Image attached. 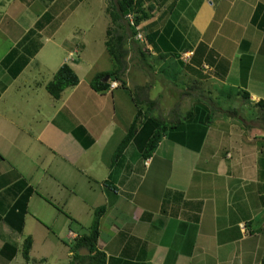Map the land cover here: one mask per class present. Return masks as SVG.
Wrapping results in <instances>:
<instances>
[{
	"label": "crops",
	"instance_id": "obj_1",
	"mask_svg": "<svg viewBox=\"0 0 264 264\" xmlns=\"http://www.w3.org/2000/svg\"><path fill=\"white\" fill-rule=\"evenodd\" d=\"M145 5L151 18L140 25L142 35L156 32L164 36L163 44L167 41L159 50L149 46V55L172 51L184 64L189 56L188 71L199 75L212 71L215 81L211 86L243 90L249 95V104L264 101V0H145ZM192 6L184 29L179 15L184 10L186 15ZM44 30L38 29L34 37ZM25 45L18 52L28 58V66L36 55L25 52ZM167 59L157 60L160 68L171 63ZM21 66L12 77V67L5 62L0 65V151L4 153L0 154V264H29L34 256V264H41L49 256L47 249L55 254V245L44 251L41 248L51 234L48 230L46 235L45 224L52 222L61 227L57 255L65 250L68 264L73 263L72 247L83 233L71 228L76 196L72 190L69 194L63 191L78 173L93 179L98 172L105 175L104 170L108 175L99 179L92 196L105 207L96 248L105 254L106 264H264V123L252 128L248 120L236 122L238 126L232 125L228 133L231 144L219 148L218 157L211 143L213 134L206 131L201 136L192 123L174 132L180 138L164 137L147 160H142L133 138L123 152L128 154L134 146L131 165L123 153L114 159L135 113L125 90L128 83L124 89L104 94L96 93L89 84L84 96L79 81L75 90L63 97L68 88L55 100L60 111L71 103L74 115L66 109L69 113L64 116L69 119L45 134L50 120L36 106L44 100L39 92L46 90L47 83L35 84L36 89L25 87L19 83L25 79L26 66ZM181 70L185 75V68ZM13 86H18L16 92L7 96ZM43 104L45 110V101ZM27 119L36 124L32 130H25ZM79 126L94 141L87 148L75 135ZM207 157L214 167L212 176L218 177L216 185L200 198L195 195L199 191L195 184H199L198 171L205 173L201 166ZM154 158L166 163L169 184L180 179L177 183L189 185L188 189L175 185L170 189L166 183L158 192L148 186L145 177L158 168ZM91 160L96 164L91 165ZM95 206L89 205L87 213L82 208L83 218L78 217L87 226L85 234ZM42 232L45 236L40 239ZM62 238L74 243L65 245ZM26 239L31 241L28 263L22 257Z\"/></svg>",
	"mask_w": 264,
	"mask_h": 264
},
{
	"label": "rangeland",
	"instance_id": "obj_2",
	"mask_svg": "<svg viewBox=\"0 0 264 264\" xmlns=\"http://www.w3.org/2000/svg\"><path fill=\"white\" fill-rule=\"evenodd\" d=\"M108 3L109 0H0V65L3 64V62L7 63L8 66L12 67V77H16L18 74L16 67L17 65H22L17 63V61H22L24 56L18 51L20 47L22 49V46L26 44L24 51L30 52L36 56L34 59H31L28 66H26L28 58H26V61H22L23 65L21 67L24 68L26 66L23 69L24 71L22 70L25 79H22L23 82L20 81L19 83L25 85V87L30 86L32 89H36L37 86L35 84L42 86L44 83H48L63 62H66V64L78 75L81 84L79 92L81 94L84 93L86 89H90L91 87H89V80L92 75L94 76L98 72H105L111 69L112 62L110 61L111 59L104 45L107 38L106 30L113 28L106 12ZM193 6L186 15L185 10L179 15V20L181 18V27H184V29L194 11ZM173 19H175V17H173ZM143 24L144 23H142V25ZM42 27L45 28L44 32H40L39 35L34 37V35L37 34V30ZM54 27L57 28L56 31H54ZM170 27H172V25ZM138 28L143 31L144 27H140L139 25ZM143 35L142 33L139 35L138 46L148 51L145 62L141 61L136 50V44L133 43L130 38L127 39L128 43L125 45V49L128 51V56L125 59V65L128 71L126 76L123 75V80L129 84L127 88L134 92L135 86L144 90L139 91L140 95L137 93L139 96L138 100L142 99L144 104L148 100L156 101V107L154 109L156 116L166 122H172L182 117V115L192 107L195 101L199 100L205 102L210 109L209 115L212 114L213 116L210 119L207 131L213 134L211 143L214 145V148L216 147L214 149L216 157H218L219 148L231 144L230 140L232 139V135L228 133L232 130L230 127L237 124V120H242L244 123L248 120V124L252 128L259 127L261 123H264V110L261 111L255 104L245 103V100L242 99L234 100L233 97L232 100H226L223 104L225 99L221 97L220 92L225 90V88L220 86L217 92L215 87L211 86V82L215 81V79L212 78L214 77L212 71L206 73L200 71L201 74L199 75L196 72L190 73L188 69L185 68L184 75L181 67H179L180 70H178L177 67L173 66V71H180L179 80H175L174 82L171 78H167L166 80L163 79V75H161L159 71V63L157 62L159 56L149 55L150 47L146 42L145 35ZM162 37L164 38V36ZM28 38L29 41L25 42ZM164 44H167V41H164ZM9 56H11L10 61H8ZM188 57L189 56H185V65L187 66L189 65L188 63H190ZM12 62L17 65H13ZM147 65L153 68H148ZM21 84L18 86L20 87ZM18 86H13L7 93V96L10 92L15 93V88ZM72 89L75 90L76 88L68 89V91L63 94V97ZM20 91H22L21 87ZM22 92L26 93L25 90ZM207 92H209L210 95H208ZM30 93L31 91L28 92V94ZM87 93L88 91L84 93V96L87 95ZM212 93L214 94V98L211 97ZM17 94V96H19L20 93ZM39 94L44 96V100H41V106H36V109H40L41 114L43 116L46 115L47 119L50 120L46 126L47 131L45 134L54 131L60 122L64 124L63 120L67 119V117L69 119L70 116H64L69 113H65L66 109L74 115L71 103L60 111L57 110L60 103L53 100L46 90L41 89ZM124 96H127V94ZM208 97L211 98V102L208 101ZM216 97H218V99H216ZM74 98L77 97L74 96ZM44 101L46 104L45 110H43ZM203 107L205 108V106ZM233 109L236 110L235 116L234 113L230 112ZM222 110L225 111L224 116L222 115ZM24 125L27 128H25L26 131L36 127V124L31 119L25 120ZM250 131H252V129H250ZM251 133L252 132L248 131V134L251 135ZM175 138L180 137L176 135ZM20 147L22 148L23 146L20 144ZM20 147L19 150L22 151ZM134 151V146H131L128 154L123 153V156L127 159L126 161L131 165H133L132 159L135 157V155H132ZM22 153L24 155L23 151ZM0 154L4 155L1 151ZM111 157L112 153L110 154V158ZM4 158L10 159L9 155H5ZM208 158L209 157L206 158V164L201 166L205 173L198 171L199 184H195L197 185L196 187H198L196 189L199 190L195 195L200 198H204L206 192H210L212 187L216 185V177H218L217 175L212 176L214 167L209 163L207 160ZM154 161L158 163V168H155L153 173H148L149 176H146V172H143L144 176H146V181L149 182L148 186H151L158 192L161 191L162 186L166 185V183L169 185L170 189H172L171 185L179 186L185 191L188 189L189 185L182 186L177 183L180 179L172 180L169 184L168 179L165 180L166 163L156 158H154ZM228 163L229 160L227 161V164ZM93 164L96 163L91 160V165ZM104 171L105 175L102 172H98L93 176V179H87L83 177V174L78 173L76 180L70 183V188L63 191L64 194H69L72 190L76 196L72 203L76 218L72 217L71 228L73 230L77 228L80 234H85L87 229V226H84L82 222L79 223L81 219L78 221V217L83 218L82 208H84L87 213L88 209H91L89 205H97L93 208L101 206L100 199L92 195L98 188L97 183L101 181L99 179L108 175V172L106 170ZM182 174H185V172ZM181 176L184 177L185 175ZM154 178H158V181ZM190 185L191 188L195 186L194 184ZM166 192L170 193L171 191ZM125 210L130 211V208L126 209L125 207ZM45 227L47 229L46 235L49 234L47 233L48 230L51 234L47 237L45 242L42 243L41 248L44 251L49 246L55 245V254L52 253V248L47 249L49 251V256L41 264H68L66 257L67 252H65V250L57 255L60 249L56 243H58L57 238L60 237L59 230L61 227H59V224L53 222L45 224ZM81 227L84 230H81ZM44 236V232L39 235L40 239ZM62 240L63 243L68 246L74 243V241L69 238H62ZM37 247L40 248L39 245H37ZM38 250L39 249H36V251ZM33 258L34 261H37L35 256ZM34 261H30L29 264H34Z\"/></svg>",
	"mask_w": 264,
	"mask_h": 264
},
{
	"label": "trees",
	"instance_id": "obj_3",
	"mask_svg": "<svg viewBox=\"0 0 264 264\" xmlns=\"http://www.w3.org/2000/svg\"><path fill=\"white\" fill-rule=\"evenodd\" d=\"M106 12L110 18L113 28L106 30L107 38L104 45L107 54L111 59L110 61L112 62V65L109 71L96 73L90 81L91 88L99 94L117 90L119 87L123 89L126 88V82L123 80V75L126 72L125 59L128 56V51L125 49V45L128 43V38H130L131 41L136 44L137 53L141 58V61L145 62L148 51L138 46V38L142 32L138 26L151 18L149 6L147 7L145 5V0H109ZM55 30H57L56 27H54V31ZM161 36L162 35L155 32L153 34H146L145 39L147 44L152 49L159 50L161 47H164ZM171 52L168 55L159 56V60L164 61V59L168 58L167 60L171 61V63L167 65L169 68L163 66L159 68V71L161 75H163V79L166 80L167 78H171V80L175 82V80H179L180 71H173V66L177 67L178 70H180L179 67L187 69L190 68L189 66L182 63L181 60H179V55H172ZM10 60L11 56L8 57V61ZM22 61H26L25 56H23ZM22 61H17V63L23 65ZM14 65L16 66L17 64ZM147 67L151 68L152 66L147 65ZM16 68L20 70L18 65ZM112 82H116L118 84L114 89L110 88ZM78 83L79 78L77 74L69 65L64 63L54 73L52 79L46 84L45 89L52 99L58 100L63 91L68 88L75 87ZM218 87L219 86L215 87L217 92ZM222 88H225V90L220 92L221 97L225 99L223 104L226 102V100H232V97H240L242 100H245V103L248 102L249 95L247 92L239 89L233 90L230 87ZM125 90L129 97L132 98L131 101L134 104L135 113L127 134L119 143L115 151L114 159L119 158L131 140L136 138L135 143L140 147L139 149L141 158L142 160H147L152 156L158 144L164 137L174 139L176 136L174 132L177 131L181 126L183 127L185 124L189 123H192L195 126L197 125L200 135L205 137L207 128L210 124V119L213 117L212 114L209 115L210 109L205 102L199 100L195 101L192 107L186 113H184L182 117H179L172 122H166L165 120L156 116L154 113L156 101L148 100L144 104L142 99L138 100L139 96L137 93L139 94V91H141L142 88L135 86V92L129 88H126ZM209 92H207L208 95H210ZM211 97L214 98L213 93L211 94ZM216 99H218V97H216ZM208 101L211 102L210 97H208ZM255 105L257 108H260L261 111L264 110V101L260 100ZM203 106H205V108ZM222 112V115L224 116L225 111L222 110ZM230 112L234 113L235 116V109L231 110ZM237 123L241 124V120H237ZM75 135L85 148L89 147L94 142L87 131L81 126L75 130ZM93 211V219L88 233L79 237L74 247H72L73 259H75L74 262L78 261L79 264H106L105 254L96 248V242L99 236V222L100 218L105 213V207L100 206L95 208ZM30 247L31 241L26 239L22 248V257L26 263L30 261ZM81 248H85L89 254L79 255L78 252ZM74 262L71 264H74Z\"/></svg>",
	"mask_w": 264,
	"mask_h": 264
},
{
	"label": "water",
	"instance_id": "obj_4",
	"mask_svg": "<svg viewBox=\"0 0 264 264\" xmlns=\"http://www.w3.org/2000/svg\"><path fill=\"white\" fill-rule=\"evenodd\" d=\"M78 253H79V255H88L89 254V252L85 248L80 249Z\"/></svg>",
	"mask_w": 264,
	"mask_h": 264
},
{
	"label": "built area",
	"instance_id": "obj_5",
	"mask_svg": "<svg viewBox=\"0 0 264 264\" xmlns=\"http://www.w3.org/2000/svg\"><path fill=\"white\" fill-rule=\"evenodd\" d=\"M117 85H118V84H117L116 82H112L110 88H111V89H114V88L117 87Z\"/></svg>",
	"mask_w": 264,
	"mask_h": 264
}]
</instances>
